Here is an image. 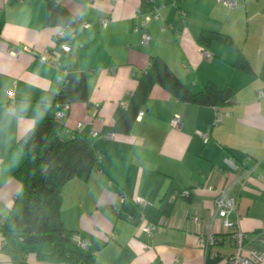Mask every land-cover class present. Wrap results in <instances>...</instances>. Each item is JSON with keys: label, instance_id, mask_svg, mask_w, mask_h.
Segmentation results:
<instances>
[{"label": "crops", "instance_id": "obj_1", "mask_svg": "<svg viewBox=\"0 0 264 264\" xmlns=\"http://www.w3.org/2000/svg\"><path fill=\"white\" fill-rule=\"evenodd\" d=\"M233 1L227 9L216 0H0V225L20 189L13 177L24 159L19 140L61 107V138L85 137L99 159L86 181L72 179L61 190L60 218L74 233L70 250L93 255L96 264H226L233 245L214 202L229 186L240 230L249 235L244 249L264 252L257 240L264 220V0ZM155 13L160 19L142 44L141 21ZM85 23L90 27L82 29ZM204 31L230 38L236 49L217 41L202 47ZM69 38L65 54L61 44ZM20 49L27 52L14 55ZM45 49L58 70L30 56ZM239 52L250 72L235 67ZM154 57L191 94L212 84L231 88L233 98L196 106L154 86L130 133L115 134ZM175 115L179 128L171 127ZM146 224L156 227L151 237L142 232ZM207 233L219 241L200 248L198 236ZM51 252L49 244L0 234V264H54L39 257Z\"/></svg>", "mask_w": 264, "mask_h": 264}, {"label": "trees", "instance_id": "obj_2", "mask_svg": "<svg viewBox=\"0 0 264 264\" xmlns=\"http://www.w3.org/2000/svg\"><path fill=\"white\" fill-rule=\"evenodd\" d=\"M212 41L236 49L232 40L222 34L208 31L200 34L202 47ZM235 67L246 72L251 70L241 52L238 53ZM154 86L162 87L181 103L196 106L219 107L229 102L234 94L229 87L220 90L212 84L206 85L197 94H191L168 65L154 57L138 78L124 114L115 122V134L130 133L138 113L147 106ZM63 127L64 121H57L55 116L38 118L19 140L24 159L14 171L13 177L20 189L0 225V234L21 240L29 246L51 245L52 252L49 255L39 256L50 263L96 264L93 255L68 248L67 243L74 233L62 224L60 206L63 186L72 179L86 181L99 170V159L85 137L77 134L71 139H62Z\"/></svg>", "mask_w": 264, "mask_h": 264}, {"label": "built area", "instance_id": "obj_3", "mask_svg": "<svg viewBox=\"0 0 264 264\" xmlns=\"http://www.w3.org/2000/svg\"><path fill=\"white\" fill-rule=\"evenodd\" d=\"M217 2H220L224 7L227 9H233L236 6V3L233 0H216ZM138 14V9H135L134 15ZM160 19V15L158 13L153 14L152 16H145L143 17L141 24H140V30L142 32V44H147L151 40V37L147 31L148 25L152 21H158ZM108 23L107 19H101L99 24L101 27H105ZM90 27L89 24L85 23L81 25L82 29ZM136 31V29H135ZM58 36L63 37L62 33H58ZM71 47H70V38L66 40L65 43L61 44V51L65 54L70 53ZM22 51H26L25 49H20L17 52L14 53V55H19ZM201 52L206 55L205 50H201ZM49 50L45 49L44 52L40 54H30L31 57L34 59L40 60L41 62L53 67L54 69H59V64L53 60H51L49 56ZM67 81L64 79L61 80L62 85H65ZM264 95L259 92L258 93V99H262ZM65 109H59L57 108L55 119L57 121H62L64 117ZM143 115V111H140L136 117L137 120H140L141 116ZM221 116L216 115L213 121V124L216 125L220 123ZM181 125V118L179 115H175L172 118L171 121V127L172 128H179ZM80 127V124H77V128ZM228 164L234 167V163L232 161H228ZM211 190V189H210ZM230 187L226 186L220 190L217 191V197L214 202L215 207V216H217L223 225V227L228 231V234L232 240L233 249L232 252L227 256L226 258V264H262L264 262V252L251 249V250H245L243 246V242L246 238L249 237V235L245 234L240 230L239 227V219L235 212V202L232 197L229 195ZM187 192L182 193V196H187ZM126 197L124 195L120 196V200L123 201ZM134 202L138 206H143L145 202L141 198H135ZM234 214L235 218L233 220L229 219V216ZM192 222L196 226L201 225V220L194 216L192 217ZM156 227L153 224H146L142 227V232L147 236L151 237L155 231ZM262 236L259 237L257 240L259 244L264 245V220H263V227L261 231ZM76 243L80 247H85V243L79 240L78 237H75ZM219 241V238L213 234V233H207L206 235L198 236V246L203 249H207L211 246H214Z\"/></svg>", "mask_w": 264, "mask_h": 264}]
</instances>
